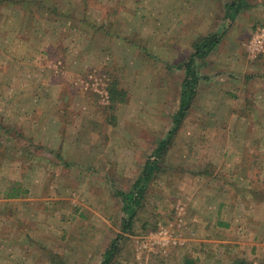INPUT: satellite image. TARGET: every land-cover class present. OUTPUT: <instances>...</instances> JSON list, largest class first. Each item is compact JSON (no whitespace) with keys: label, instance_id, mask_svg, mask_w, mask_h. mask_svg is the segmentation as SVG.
<instances>
[{"label":"rangeland","instance_id":"1","mask_svg":"<svg viewBox=\"0 0 264 264\" xmlns=\"http://www.w3.org/2000/svg\"><path fill=\"white\" fill-rule=\"evenodd\" d=\"M232 1L0 0V264H102L116 239L109 264H264V0Z\"/></svg>","mask_w":264,"mask_h":264},{"label":"trees","instance_id":"2","mask_svg":"<svg viewBox=\"0 0 264 264\" xmlns=\"http://www.w3.org/2000/svg\"><path fill=\"white\" fill-rule=\"evenodd\" d=\"M246 3V0H233L230 4L228 14L229 18L232 19L235 17L239 11L242 9L243 4ZM222 39V35L213 32L207 34L199 41L194 44V48L192 54L189 56L188 60L184 63L183 67L186 71V76L182 83L181 92H180V103L179 108L174 115V125L175 127L169 132L168 136L160 142L158 148L155 150V154L159 155L161 151L166 149L167 145L171 141L176 129L179 127L180 123L182 122L183 118L185 117L186 113L188 112L196 94H197V86L199 84V80L201 76L197 71L198 67V60L203 59L207 55H209L216 46L220 43ZM116 87V85H115ZM114 85L110 88L111 93V108L114 109V105L117 102H121L126 97V92L123 89H116ZM156 159V158H155ZM156 169V161H148L145 165L143 173L141 174L140 178L134 185V188L128 192L120 191V195L123 200V210L125 212V218L123 219V229L128 230L132 227V223L134 217L137 214L138 208L142 204V198L144 194V182H146L153 172ZM21 193V187L14 186L11 190L6 193L8 197H18ZM121 236H119L120 238ZM118 252V240H114L110 247L104 254V260L102 264H109L110 261L116 256ZM58 261L53 262L54 264H69L68 262L64 261L60 256H58ZM188 264H197L193 262L190 258L186 259ZM233 264H248L246 261L241 260L237 261Z\"/></svg>","mask_w":264,"mask_h":264},{"label":"built area","instance_id":"3","mask_svg":"<svg viewBox=\"0 0 264 264\" xmlns=\"http://www.w3.org/2000/svg\"><path fill=\"white\" fill-rule=\"evenodd\" d=\"M261 41V40H260Z\"/></svg>","mask_w":264,"mask_h":264}]
</instances>
